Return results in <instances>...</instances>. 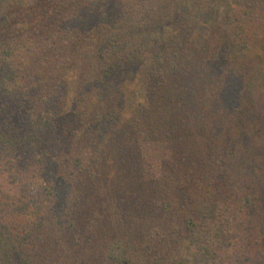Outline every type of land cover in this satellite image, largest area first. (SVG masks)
<instances>
[{"label":"trees","instance_id":"16d2710c","mask_svg":"<svg viewBox=\"0 0 264 264\" xmlns=\"http://www.w3.org/2000/svg\"><path fill=\"white\" fill-rule=\"evenodd\" d=\"M216 15L0 0V264H264V0Z\"/></svg>","mask_w":264,"mask_h":264},{"label":"rangeland","instance_id":"374dc122","mask_svg":"<svg viewBox=\"0 0 264 264\" xmlns=\"http://www.w3.org/2000/svg\"><path fill=\"white\" fill-rule=\"evenodd\" d=\"M194 0H183V2L186 3V5L190 6V4L193 2ZM214 3L216 5V11H217V15H216V23L218 25H224V11L225 9L229 6L230 4V0H214ZM203 28L201 27L198 30V34H204V30H202ZM199 37V36H198ZM197 37V38H198ZM197 38L194 40H197ZM260 53V51H259ZM261 55V63L262 65H264V53H260ZM66 92H65V97H64V108H63V115H65V113L70 109L71 104L73 103V91H74V72H69L66 76ZM139 80H133L132 82L127 83L126 85V98H125V105L126 107H130L135 100L138 98V90H139ZM61 121H63L61 119ZM28 184H26V186H22L20 188V192L26 196H30V197H41V193H42V187H43V182L38 179H32L29 180L27 182Z\"/></svg>","mask_w":264,"mask_h":264}]
</instances>
